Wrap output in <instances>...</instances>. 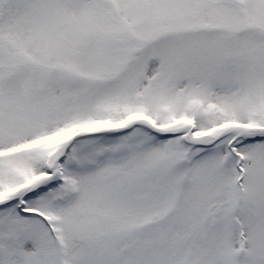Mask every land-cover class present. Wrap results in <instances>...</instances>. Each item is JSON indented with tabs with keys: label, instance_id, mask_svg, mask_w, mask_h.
Listing matches in <instances>:
<instances>
[{
	"label": "snow or ice",
	"instance_id": "1",
	"mask_svg": "<svg viewBox=\"0 0 264 264\" xmlns=\"http://www.w3.org/2000/svg\"><path fill=\"white\" fill-rule=\"evenodd\" d=\"M0 264H264V0H0Z\"/></svg>",
	"mask_w": 264,
	"mask_h": 264
}]
</instances>
